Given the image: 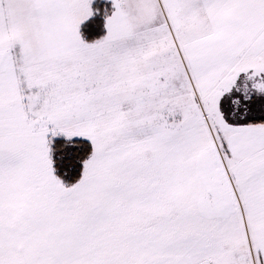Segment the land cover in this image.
Segmentation results:
<instances>
[{"label": "snow or ice", "instance_id": "obj_1", "mask_svg": "<svg viewBox=\"0 0 264 264\" xmlns=\"http://www.w3.org/2000/svg\"><path fill=\"white\" fill-rule=\"evenodd\" d=\"M0 264H264V0H0Z\"/></svg>", "mask_w": 264, "mask_h": 264}]
</instances>
